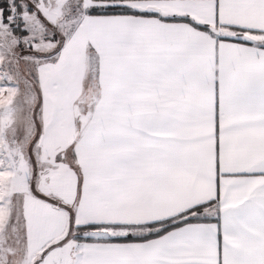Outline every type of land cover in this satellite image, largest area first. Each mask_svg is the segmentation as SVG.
Instances as JSON below:
<instances>
[{
    "label": "snow or ice",
    "instance_id": "snow-or-ice-1",
    "mask_svg": "<svg viewBox=\"0 0 264 264\" xmlns=\"http://www.w3.org/2000/svg\"><path fill=\"white\" fill-rule=\"evenodd\" d=\"M0 264H264V0H0Z\"/></svg>",
    "mask_w": 264,
    "mask_h": 264
}]
</instances>
